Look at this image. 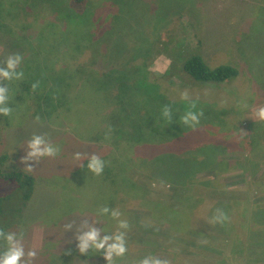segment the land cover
Segmentation results:
<instances>
[{
  "label": "rangeland",
  "instance_id": "obj_1",
  "mask_svg": "<svg viewBox=\"0 0 264 264\" xmlns=\"http://www.w3.org/2000/svg\"><path fill=\"white\" fill-rule=\"evenodd\" d=\"M104 1L96 0L93 5L76 3L74 13L80 14L84 25H72L71 29H78L77 34H72L68 32L71 29L67 30L71 19L68 0H0V15L4 18L0 20V30L4 32L7 25L12 28L13 47L17 51L24 49L21 55L28 60L24 69L30 76L42 77L43 81L52 76L53 84L65 88L68 60L79 53L76 40L80 42L87 29L91 32L96 28L99 33L92 43L97 46V69L115 65L114 72H118L111 79L114 104H86L76 76V88L70 92L78 94V101L67 103L65 96L63 104H47L46 112L42 108L45 104L15 99L17 82H7L13 112L8 117L0 115L2 124H6L0 127V156L8 157L2 168L28 172L35 185L31 199L22 205V192L16 184L0 180V228L16 232L22 228L26 249L37 251L33 264H53L66 250L78 251L74 230L65 232V224L99 218L101 224L96 227L108 232L116 230L114 220L96 215L100 207L107 206L118 208L130 225L129 251L116 264H134L150 254L165 257L170 264H264V222L260 216L264 208V143L255 140L260 148L254 150L252 146L253 152L261 153L252 159V150L242 146L238 141L240 133H235V127L244 135L249 133L251 123L264 127V122L254 116L256 106L264 104V0H180L182 4L178 1L176 10H171L172 15L182 13L179 21L187 47H195L200 40V53L210 67L223 62L239 67L237 77L216 87L191 84L178 71L165 73L173 58L166 57L170 55L167 51L157 54L160 46L164 47L157 39L160 30L173 24H167L169 17L164 18L161 9L174 7L173 0H166L169 4L165 6L160 0H151V18L144 15V0H114L113 5ZM100 2L106 9L98 10ZM22 6L28 8L20 10ZM138 10L144 15L139 28L145 34L134 38V21L130 18ZM104 12L116 14L117 19L99 25ZM1 38L0 35V42ZM2 44H6L5 39ZM144 59L148 64L152 61L147 75ZM3 60L2 50L0 63ZM132 66L140 67L139 81L135 80ZM23 82L31 88L30 80ZM95 87L98 97L101 91L98 85ZM185 89L196 101V111L204 113L194 129L180 121L188 110V102L180 98ZM166 95L171 103L164 100ZM149 104L158 106L151 110ZM165 105H170L174 113L169 124L161 116ZM36 116L40 117L39 123L35 122ZM144 119L155 122L156 136L148 135L156 142L144 143ZM107 122H112L113 140L119 143L113 141L112 149L108 146L109 133L107 143L101 132ZM39 133H46L61 151L55 158L41 159L29 172L21 157L27 141ZM161 134L169 139L163 140ZM247 136L251 138V134ZM134 137L141 142L132 143ZM208 150L210 153H206ZM215 151L220 152L219 166L213 169L206 163ZM75 152L99 155L105 161L103 174L96 176L83 168L86 165L82 166V160L73 159ZM185 167L196 175L184 181L187 189L182 196L177 188H166L171 185L169 181L173 182L168 175H175L170 171L180 172ZM147 197L153 202L148 203ZM216 208H222L230 222L223 226L212 223ZM176 217L191 220L187 231L171 228L169 220ZM3 250L0 242V251ZM74 257L67 255L68 261ZM81 259L74 264H106L102 254L91 260Z\"/></svg>",
  "mask_w": 264,
  "mask_h": 264
},
{
  "label": "trees",
  "instance_id": "obj_2",
  "mask_svg": "<svg viewBox=\"0 0 264 264\" xmlns=\"http://www.w3.org/2000/svg\"><path fill=\"white\" fill-rule=\"evenodd\" d=\"M101 1V0H100ZM180 2V0H173V4L174 7L171 8H161L164 13L162 12V16L164 18H168L169 17V22L167 24L173 23L171 26L168 25L166 28L160 30V34L158 35L157 40H159L160 44H164V47L160 46V49L158 51L157 54L162 55L163 52L167 51L170 53V55L166 54V57H171L173 58L172 61H170V68L165 70V73L168 72V74H170V70L172 71H178L179 74L183 77H187L188 81L191 82V84H200L202 85H211L216 87L215 85H220L223 84L235 77H237L239 75V70L236 65H234L233 63L227 62L223 64H219L215 67H210L205 60L203 59V56L200 53V48H201V41L197 40V43L195 45V47L191 48V47H187L186 45V37H185V31L184 29L181 27L182 24H180L179 21V15H172L171 14V10H176L177 7H175V4L177 2ZM81 2L83 5H93L94 3H96V0H68L69 3V15L71 16L70 22L68 24V29H71L70 27L74 24H80V25H84L83 22V18L80 17V14H77L76 12L74 13L75 10V6L76 3ZM105 3H109L111 5H113L115 2L114 0H105ZM100 2L101 7H99V11L106 9V7L103 5L105 3ZM162 5H167L169 4L168 2H166V0H160ZM136 6H138L140 9H142V7L139 6V4L136 2L134 3ZM180 4H182L180 2ZM143 4H141L142 6ZM82 6V5H81ZM154 4L151 2V0H144V15L147 16V18H151L150 13L152 12ZM15 8V7H14ZM28 8L27 6H22L19 9L24 10ZM16 10V9H15ZM14 10V11H15ZM13 13H17L19 14V12H13ZM72 13V14H71ZM106 13L109 12H104V14L101 16L102 22H99V25H102L104 21H108L110 22V20L115 21L117 18L115 17L114 14L109 13V15H107ZM122 13V12H121ZM8 14H10V12L8 11L6 16H8ZM111 14V15H110ZM171 14V15H170ZM27 16H30V14H26ZM144 15L142 14V10H138V11H133L131 14V20L134 21V24L132 25V30H131V35L134 38H138V36L144 35L145 33L142 32V30H140L139 28V21H141L144 18ZM19 16L22 18L23 15L19 14ZM69 16V17H70ZM68 17V20H69ZM159 17V16H158ZM161 17V15H160ZM174 18H177V20H175L174 22ZM4 18L1 17L0 15V20H3ZM7 21V19H6ZM177 22H179V24H177ZM104 25L106 26V24L104 23ZM98 26V25H97ZM170 26V27H169ZM22 28V27H21ZM4 32H1L0 30V35H1V42H0V54L3 50V54H4V59L7 56L6 53L8 52L9 54H13V53H22L24 51V49L20 47L19 51L15 50L13 47V40H12V28H10L9 25H7L4 28ZM78 29L74 30L71 29L70 31H68L69 33L72 34H77ZM153 32H156V29L153 30ZM99 33V28L93 29L91 32L87 29L85 31V33L83 34L82 38L80 39V42L78 40H76V51H78V55L74 58H71L68 60V68L69 71L66 73L65 75V79L66 80V87H68V90L62 87H58L57 84H53L51 79L52 76L49 78L44 79V81L42 80V77H38L35 78V76H30L29 74H27V71L24 69L28 63V60L25 59L24 54H22L23 56V62L21 64V68L24 71V79H22V81H16L17 82V87H16V91L14 93V98L20 101H24L26 99H30V102L33 104H45L43 105V109L45 110V112L47 111L48 107L47 104H63L65 101V96L69 99V102L67 103H71V102H76L77 100V95L78 94H74V91H71V89L76 88V86L74 87V83L73 80H75L76 76L78 77V80L81 82L80 85V89L84 90V96H86V104H114L113 103V84L114 81H111L112 76H117L118 72H114L117 71L116 70V66L115 65H106V66H100V69H97V65L96 63L99 61V58H97V46H95V44H93V39L95 37H97ZM91 36V37H90ZM157 33L155 34L154 38L156 39ZM90 37V38H89ZM94 37V38H93ZM71 38V37H70ZM6 40V44L3 46L2 42L3 40ZM85 40H89V41H85ZM82 42V43H81ZM3 46V47H2ZM11 49H13V52ZM16 47H18L16 45ZM9 48V49H8ZM165 48V49H162ZM10 50V51H9ZM75 51V52H76ZM146 52V47L144 45V54ZM84 58V59H83ZM83 59V60H82ZM106 62V61H105ZM133 63H135V59L133 60ZM2 64V62L0 63ZM107 64V63H106ZM152 64V61L148 64L146 63V60L144 59V72L147 75V73L149 72V68L150 65ZM143 67V65H142ZM133 73H135V80L140 79V73H139V69L140 67H133ZM135 69H137L135 71ZM98 70V71H96ZM169 70V71H168ZM152 73V72H151ZM164 73V75H165ZM24 80L28 81L30 80V86L34 83L39 81V87L33 91L32 88H28L27 84L24 85ZM144 81L146 82V79H144ZM7 83V82H5ZM9 83V82H8ZM99 86L97 89H99L101 91V93L98 95V97L96 96L95 90L96 87L95 86ZM155 87V86H152ZM88 88V89H87ZM95 89V90H94ZM87 90V91H86ZM158 91L160 92L159 88ZM156 90H153L154 95V100H156ZM24 95V96H23ZM141 95V93H140ZM156 96V97H155ZM66 98V99H67ZM129 98V97H128ZM165 101L171 103L172 99L170 98L169 95H166ZM160 101L162 102V98L160 99ZM130 104H138L136 102H132ZM140 104V103H139ZM172 105V104H170ZM175 105V104H173ZM158 106V104H149V107L151 108V110H154L156 107ZM160 122V121H159ZM111 123L112 122H107L105 126H107V128L101 130L100 125L99 128L101 130V132L103 133V141L108 143V140L106 139V136H108V133L110 135V143H108L109 147L112 149V144H113V131L109 132L108 127H111ZM150 123V124H149ZM164 123V122H163ZM149 124V125H148ZM264 124V123H262ZM4 124H2V120H0V127H4ZM155 125V122H152L147 119H144V143L145 142H156V139H152L151 137H149L148 132L150 134H154L155 129L153 128V126ZM139 128L142 127V125L140 124L138 126ZM247 130L249 133H246L245 135L242 134L238 128L235 127V133L238 134V132L240 133V138H238V141L240 144H242V146H248L250 148V150H252V157L249 156L250 158L254 159L259 153V151H257L256 154H254L253 149H258L260 148V145H256L255 140L259 139L258 141L263 142L264 143V127L261 125V129H260V124L258 123H251V125L249 127H247ZM260 131V132H259ZM243 133H245L243 131ZM259 133V135H258ZM261 133V134H260ZM251 134V138H248L247 135ZM255 134V135H253ZM163 136V140L169 139L164 137L163 134H161ZM154 136H156V134H154ZM153 136V137H154ZM135 138V137H134ZM166 138V139H165ZM100 141V140H99ZM141 139L138 137H136L135 139L132 140V143L136 144V143H140ZM115 143H117L115 141ZM119 145V143H117ZM149 144V143H146ZM246 144V145H245ZM128 145H131L128 143ZM263 146V144H261ZM253 146V149H252ZM114 149V146H113ZM211 150H208L206 153H210ZM205 153V152H202ZM219 151H215L212 155H210L208 162L206 164H211L213 166V169H215V167H218L219 164L217 162L218 159V155H219ZM256 155V156H255ZM7 156L5 154L0 156V180H5V181H13L16 186L20 189V191L22 192V205H27L28 201L31 199L33 190H34V185H35V179L34 177L29 174L28 172L24 171V170H20V169H10L9 171H5L2 167L5 163V161L7 160ZM87 164V160H82V166ZM86 166H83V168H85ZM146 170V169H145ZM190 169H188L187 167H185L184 170L177 172L175 170H171L170 172L175 174V175H168V179H172L173 182L169 181L171 183V185L166 188L168 190L171 189V187L173 189L177 188L178 190L182 191V196L184 194H186V189H187V184L184 183V181H187L189 179H193L195 177V173H190ZM262 180V177L259 179V181ZM118 197V196H117ZM121 197V195L119 196ZM171 199H174L172 196H168ZM180 197V196H179ZM144 200H146L144 198ZM147 202H153V200H149V198L147 197ZM181 202V199L179 200V203ZM112 203V202H111ZM157 205L159 204L158 202H156ZM156 205V206H157ZM155 206V205H153ZM159 206H157L158 208ZM189 208V207H188ZM152 211V210H151ZM186 216V215H185ZM260 216L261 218H263L262 222H264V208H261L260 210ZM187 218H173L171 220H169L170 222V226L171 228H173L174 230H177L178 232H182V231H187V229L190 227V219L186 220ZM190 220V221H189ZM71 250V249H68ZM66 250V251H68ZM65 251V252H66ZM65 252L54 261L53 264H74L76 262L81 261V258H84V260H91V259H95L97 256L100 255V253L98 254H93L92 256H88V255H80L78 253V251L76 250H71V254H73V256H75L73 258L72 261H68L67 259V255L65 254ZM57 255V254H56ZM55 255V256H56Z\"/></svg>",
  "mask_w": 264,
  "mask_h": 264
},
{
  "label": "clouds",
  "instance_id": "obj_3",
  "mask_svg": "<svg viewBox=\"0 0 264 264\" xmlns=\"http://www.w3.org/2000/svg\"><path fill=\"white\" fill-rule=\"evenodd\" d=\"M23 62V56L20 53L9 54L0 64V115L8 117L12 115L13 109L9 106L10 90L5 82L19 81L24 78V71L20 67ZM39 81L31 85L33 91L39 87ZM183 101L188 102V110L180 117L183 125L189 128H195L200 123L203 111H196V101L191 98L189 92L185 89L180 94ZM247 107V104L244 105ZM173 109L170 105L163 106L161 116L168 124L173 121ZM254 116L258 121L264 122V104L256 106ZM35 122H40V117L36 116ZM111 132V127H109ZM108 137L106 136V139ZM61 149L53 144L46 133L33 134L26 143L25 155L21 157V163L25 164L27 171L34 170L36 164L43 158H55L59 155ZM73 159L80 161L87 160L86 167L89 172L96 176L103 174L105 161L97 154H85L75 152ZM97 217H109L116 222V230L108 232L103 227H96L101 224L98 218L89 222V219H81L79 223L75 221L64 225L65 232L74 230L73 238L76 243V249L80 255L92 256L93 254H102L106 264H116L117 259L125 257L129 251L127 232L129 222L122 218V213L118 208H109L102 206L96 213ZM212 223L224 225L230 222V217L222 208H216L215 214L211 220ZM25 233L21 228L16 231H5L0 228V242H3V251H0V264H33L37 258L35 249H26L24 243ZM70 243V241H69ZM71 254V250L65 252ZM86 264V261L81 262ZM134 264H170V260L158 255H146L134 262Z\"/></svg>",
  "mask_w": 264,
  "mask_h": 264
}]
</instances>
